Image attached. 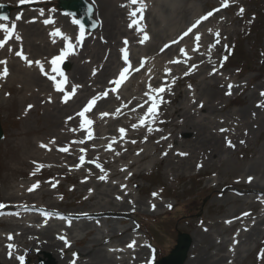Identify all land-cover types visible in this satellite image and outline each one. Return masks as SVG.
<instances>
[{"label":"rangeland","instance_id":"rangeland-1","mask_svg":"<svg viewBox=\"0 0 264 264\" xmlns=\"http://www.w3.org/2000/svg\"><path fill=\"white\" fill-rule=\"evenodd\" d=\"M56 1L42 0V2L28 7H17L20 0H0V2L10 5L14 13L27 11L28 17L24 22L35 24L43 31H46L47 27L42 23L47 24L45 21L48 20L49 15H55L65 20V23L73 29V49L76 47L83 51V55L78 57L75 62L67 60L69 64L67 71L62 69L65 76L70 77L71 72L79 64L78 60L82 63L87 61L84 52L87 46L97 48L99 45L104 48V45L100 44L98 40L99 28L96 31H88V38L81 41L80 45L79 41L76 44L77 25L71 16L57 8ZM128 1L130 0H125L124 4ZM224 2L225 0H141L140 4L129 6L127 16L122 17V24L130 25L133 20L138 21L130 28L133 30L130 32V36H136V39L133 42H128L127 45L118 40L113 43L108 39L118 60L112 67L107 87L100 90L99 95H95L99 98L114 93L117 94V98L112 101L110 106L104 108H96L95 103L94 112H86L84 115V118L88 119L105 114L102 115L104 120L102 126L97 124L82 126V122L78 121L77 115L88 106L87 101L91 98L82 97L72 109L68 110H73L71 114H67L63 118L59 116L60 118L56 122L51 117V113L60 108L67 111L65 105L68 102L60 104L62 106L58 107L56 102L50 103L43 97L33 99L30 98L31 96H25L29 86L13 77H9L3 83L0 82V113L4 130V138L0 141V204L14 203L7 197L24 187H31L33 184H38L35 188L38 191H48L50 195L44 196V199L40 200L37 191L36 199L32 203L42 207L52 205L53 209H56L55 212L62 214L82 211L80 200L88 195H94V200H100L99 192L106 191L107 188L111 189L108 192L111 195L107 199H121L122 195H127L128 200L136 202V206L131 210L133 213L127 217L99 216L87 219L92 221L91 234L73 226V222L77 219L69 218L66 215L38 213L37 210L22 212L0 210V237L13 233L6 228L5 221H10V224L19 222L24 226H36L39 229L50 226L54 229L53 233L55 232L56 236L63 241L62 247L65 248L63 254L59 253L58 259L67 264H81L85 258L80 255L92 248L96 251L97 249L110 250L117 260L115 264H154L153 261L156 262L173 249L178 234L196 237L195 232L203 227L197 220L203 218L209 221L212 218L221 221L230 220L222 212L230 208L233 203L219 205L222 198L217 197L216 192L222 183L233 180L230 179L229 173L238 177L240 172L249 169L242 168L249 166L260 155L264 143V130L254 134L249 141L236 145L230 153H225L220 158L217 157L211 165H199L184 171L180 169L172 171L168 166L169 162L167 163L163 156V151L157 150L155 141L148 139V133L140 135L137 140L133 138L134 128L130 122L134 116L138 115L139 110L142 109L141 113H146L148 107L151 106L152 101L145 93L154 96L157 104L155 125H147L144 130H152L161 134L160 138L167 145L173 139L189 140L191 138V130H185L182 125L186 115L192 114L194 120L202 124L213 120L208 124L209 129L219 128L222 130L224 128V126L221 127L222 124L227 125L228 121L231 122L228 119L230 114L249 105L253 99H250L251 96H257L258 92L264 93V0H227V6H223ZM43 3H46L47 6ZM162 4H167L172 11L165 10L167 6L163 7ZM141 7H143L142 12H138L135 17L130 15L134 9ZM241 8L244 10L243 13L240 12ZM217 9L218 11H216ZM177 10H182L183 18L180 26L175 27L176 22L179 21V15L175 13ZM209 11L213 12L211 17L203 20L192 33L184 36L179 42L171 43L170 37L176 36L184 28L188 29L196 19L206 15ZM33 13H39L40 19ZM20 23H18L20 30L17 29L14 37H11L14 40L12 44H9V38L4 46L0 47V57L4 51L11 55L2 57L5 58L4 60L12 59L14 63L21 65L22 62L19 61L21 57L15 54L17 51H21L23 56L30 57L32 60L40 56V60L47 59V54H43L41 50L44 49L40 47L41 39L45 38L44 33L39 36L28 35V37L22 32L23 25ZM165 29H168V35L172 32L165 43L173 47L168 52L162 53L158 50L164 46V43L155 41L154 33ZM216 32H219V37L216 36ZM197 33L200 35L199 41L195 39ZM4 34L3 29H0V40L6 37ZM145 34L149 39L141 43ZM122 39L126 41L125 36H122ZM151 42H154L153 50L146 49V46L151 45ZM9 47L13 49V52L8 50ZM180 49H184L185 54H182ZM59 51L61 50H53L49 54L50 60L54 55L56 57L58 55L56 53H60ZM125 52L128 58L127 64L124 60ZM181 54L182 56H180ZM161 59L167 61L166 67H163L164 75L158 74L157 81L154 83L150 80L147 81L145 78L147 66L150 64L158 66ZM227 59H230L228 64L226 63ZM178 60L180 63H173ZM142 61L143 66L141 67ZM3 66L7 67L10 76L11 67L8 62ZM3 66H0V72L3 71ZM125 67H129L127 81L123 88L116 87L111 82L118 79L120 72ZM135 69H139V71ZM165 69L169 71L166 72ZM81 75L82 79L86 76L84 73ZM185 76L189 77V81L180 83L179 78ZM55 80V83H59L57 78ZM140 82H143V87L139 86ZM207 84H215V87L206 86ZM159 88H163L164 91L155 92ZM206 88L213 93V97L220 99L213 112L200 111L199 105H188L186 115L178 116V118L177 114L172 115L173 111L176 108L181 109L186 101L203 99V91ZM56 92L58 91L56 90ZM48 93H52L51 88ZM58 93L59 97L68 95V92L64 93V90ZM105 93L107 94L105 95ZM142 98L144 100L139 102L138 108L124 113L125 106L135 99ZM29 105L33 107L29 109ZM159 107L162 108L159 110ZM178 120L183 121L180 126L174 127L172 123ZM164 121L168 122L166 126L161 129H153ZM61 122L65 127L77 126L82 129L78 137L81 136L84 144L76 142L77 140L74 139L65 146L72 147L77 157V160L70 158L69 160L73 163L69 164L60 161L52 154L45 157V147H40L41 144L48 145L51 143L50 140L55 139V132L59 130L58 125ZM107 125L112 130V134L107 133ZM121 128L126 130L124 135H121L119 131ZM130 143H133L134 147L129 151L122 152L126 157L115 165L104 166L101 161L92 165L89 164L93 161L91 154L83 157V160L77 154L80 150L92 148L97 155L113 156V152L109 149L112 144L126 146ZM65 144H59L58 148ZM50 153L52 152L49 151ZM142 155H146L148 158L139 161L132 168L123 169L120 174L108 179L103 184H98V186L95 185L94 180L97 181L99 176L91 178L88 175L93 170L98 175L108 174L112 168L137 160ZM163 158L165 160L160 162V159ZM262 161L264 162V158ZM211 166L218 173L210 171ZM82 167L90 169L81 171ZM253 173L257 174L258 171L255 170ZM83 183H88V185L82 186ZM249 195L256 196V193L247 194V196ZM257 199L264 201V197L261 195H257ZM157 203H161L162 206ZM34 215L43 217L29 223ZM262 218H264V214ZM119 219H125V222L119 223ZM259 228V233L255 237L258 243L246 244L242 249L243 253L233 264H264V220ZM12 230H15V234L19 235L24 232L23 229L18 230L16 227ZM114 232H126L123 235L124 243L120 244L118 239L113 238L107 244L96 245L97 242L94 239L100 240L109 237ZM133 241L135 242L134 247H128ZM22 243L18 238L16 242L18 247H22ZM8 244L11 243L3 242V246H7V248ZM93 245L94 247H92ZM134 249L135 253L133 254L131 251ZM141 250H145V254H140ZM195 253L190 254L193 256ZM12 256L15 257L13 261L11 260ZM20 257H23L22 261L19 259ZM0 264L55 263L51 261L50 254L44 258L37 255L26 256L21 254V251L15 253L8 248V251L3 252L0 256Z\"/></svg>","mask_w":264,"mask_h":264},{"label":"bare ground","instance_id":"bare-ground-1","mask_svg":"<svg viewBox=\"0 0 264 264\" xmlns=\"http://www.w3.org/2000/svg\"><path fill=\"white\" fill-rule=\"evenodd\" d=\"M40 1L41 0H24V2L21 3V7H28L29 5ZM88 1L91 2L94 7V18L98 21L99 28L98 40L100 41V44L104 45V48L103 46L100 47L99 45L97 46V48L95 46H87L85 48L84 52L87 56V61L82 63L78 60L77 62L79 64H77V67L74 68V70L71 72L67 84L62 85L60 87V89L64 90V93L68 92V95H66L65 97L58 96V92L60 91V89L58 90V92H56L57 88L55 86V78L53 76L61 72V70H52L54 68V65L50 63L51 56L49 54L53 50H65L67 41H65L59 36H52L50 34L54 30L59 29L65 36L69 38L72 43L73 29L65 23V20L63 18L55 15H49L48 20L51 21V23L44 24L43 22L42 25H46L47 27V30L43 31L35 24L31 25L29 23L24 22V20L28 17L27 11L19 12L18 14H13L10 20L11 26L7 27L9 30H11L12 26L15 25V29L12 32V37H14L16 30L19 29V22H21L20 24L23 25L21 27L22 32L24 34H27V36H39L40 34L44 33L45 38L41 39L40 47L44 49L41 50L42 53L47 54V59L40 60V56L32 60L30 59V57H27L28 60H31L33 62L40 61V65H42L44 69L43 71H41L40 66L36 65L35 63L29 66L27 62L21 58L19 59V61L22 62V65L14 63L12 59L10 61H8V58L4 60V58L2 57H5V55H8L9 57L11 55L3 51L1 53L2 57H0V59L2 58V60L0 61L8 62L9 67H11V73L10 76L9 73L6 77L0 76V82L3 83L9 77H13L21 80L29 86V88L26 89L25 96H31L30 98L33 99L43 97L46 101H50V103L56 102L58 107L62 106L60 104L68 102V104L65 105L67 107V111H64L60 108L56 109L55 112L51 113V117L56 122L60 117L63 118L67 116V114H71L73 110H68L72 109L75 104L78 103V101H80V99L85 96L91 98L89 101H92L93 99L95 100L96 108H104L112 104V101L117 98V94L112 93L108 96L99 98L95 96L96 94L99 95L100 90H103L105 89V87H107L112 67L116 64L118 60V56L113 51V46L110 45L108 39L112 40L113 43L114 41L118 40L124 45H127L128 42H133V40L136 39V36H130V32L133 31L132 29L130 30L131 27L129 25L122 24V17L125 18L128 14V8L131 5L130 1L126 2L125 4V0ZM123 4L124 6L122 7ZM162 5L163 7L167 6L165 7V10L172 11L167 4ZM45 6H47L46 3ZM175 13L179 15V21H177L175 25V27H177L180 26L183 14L182 10H177L175 11ZM33 14L40 19L41 15L39 13ZM17 17H19V19H17ZM7 22H0V25H4ZM157 22H159L158 19ZM185 29L187 28H184L182 32L179 31L176 36L170 37V40H172L171 43H176L174 41L179 42ZM167 30L168 29H165L164 31L154 33L155 41L164 43V46L160 47L158 50L162 53L168 52L169 49L173 47H170L168 43H165L167 42V37L171 36L172 34L171 32L168 35ZM5 34L7 35L6 32ZM83 34L84 40H86L88 38V33L84 32ZM78 36L79 34L76 33V44ZM122 36L126 37L127 43L123 41ZM82 37L83 35L81 36V38ZM13 41L14 40L11 38L10 43H12ZM153 43L154 42H151V45L146 46V49L153 50ZM165 45H168V47L165 48ZM10 49L13 52L12 48H9L8 50ZM82 55V50H78L76 49V47L73 49L72 47L68 50V54L64 56V59L65 61L72 60L73 62H75V60ZM180 56H182V54ZM133 59L135 58L133 57ZM179 60L176 63H180ZM173 63L175 62L173 61ZM166 65L167 61L165 59H161L158 63V66H153L152 64L148 65L145 71L146 80H150L153 83L156 82V76L158 74L164 75L163 67H166ZM81 73L86 74L83 79ZM48 75H52L54 79ZM46 79L50 81H46ZM179 81L180 83H184V81H189V77L185 76L179 78ZM139 84V86L143 87V82H140ZM208 85L215 87V84H207L206 86ZM49 88L52 89V93H48ZM73 88H75V91H73ZM262 93L263 92H258L257 96H251L250 99H253L250 101L249 105H247L244 109L238 112L230 114L228 119L231 120V122L229 123L228 121L227 125L222 124L221 127L224 126L222 131L219 128L209 129L208 124L211 123L213 120L202 124L201 122H197L196 120H194V116L192 114L186 115V113H188V105H199L200 111L206 113H210L215 110L220 99L213 97V93L211 91H208V89L206 88L203 91V99L205 101L203 99H198L202 102L196 99H190V101L188 100L182 105L181 109L176 108L172 113V115L177 114V118L178 116L186 115L184 121L178 120L177 122L172 123V125L174 127L180 126L183 121V128L185 130H191V138L189 140L173 139V141L167 145L163 142V139L160 138L161 134H157L152 130H144V127L147 125H155L154 120L156 117V112L154 115H148L147 119L145 120V123L141 125L139 121L141 120V118H144L145 114L147 113H141V109L139 110L138 115L134 116L130 120L131 124L136 125V127L134 128L133 138L137 140L140 138V135L143 136L145 135V133H148V139L154 140L157 145L156 149L163 151V156L166 158L167 163L169 162L168 166L172 171H176L177 169L184 171L196 167L198 165H211V163H213V161L217 159V157L220 158L223 154L230 153L232 150L235 149L236 145L242 144L244 141H249L250 138L254 136V134L260 131L262 132V130H264V95H262ZM121 99H124V97H121ZM143 100L144 98L133 100L128 106H125L123 108L124 113L131 112L134 109L138 108L140 106L139 102ZM89 101H87V103H89ZM95 103L90 106L91 110L89 111V113L94 112L93 107L95 106ZM201 105L203 106L201 107ZM161 108L162 107H160L159 110ZM181 112L182 114H180ZM192 113L194 114V112ZM77 117L79 122H82L83 120L87 119L84 118V116L81 117L80 115H77ZM87 120L92 121L91 126H93L94 124H97L99 126L104 125L102 115H97L96 117H91ZM116 120L118 121L119 119ZM167 123L168 122L166 121L160 122V126L154 127L153 129H161L162 127L166 126ZM106 127L108 129L107 133L112 134L113 132L111 129L108 128V125ZM58 128L59 130L55 132V139L50 140L51 143L46 145L44 149V153L46 154L44 156L46 157L52 154L54 157L58 158L64 163H73L69 159L71 158L77 160V157L75 156V150L72 147L65 146H67L74 139L77 140L76 142L79 141L80 143L84 144L81 136L78 137V134L82 131V129H80V127L78 128L77 126L65 127L64 124L62 125V122L58 125ZM111 137L113 136L111 135ZM52 141H54V143H52ZM229 142L231 143L229 144ZM63 143L66 144L63 145L61 148H58V145ZM133 147V143H130L126 146L123 144H112L109 149L113 152V156L107 157L97 155L94 152V149L92 148L87 150H80L79 152H77V154H79L80 157H86L88 154H91L92 160L96 161L97 163L101 161L104 166H107L110 164L115 165L118 161L124 159L126 156L125 154H122V152L129 151V149ZM61 149H67V151H62ZM49 151H51L52 153L49 154ZM181 153L185 155H181ZM260 155L261 160L259 161ZM260 155L254 161H252L249 166L247 165V167L244 166L242 168L249 169L240 172L238 174V177L233 175V173H229L230 179L233 180L222 183L219 186V189L216 192V196L222 198V200L218 204L222 205L228 204L230 202L233 203L230 208H227L222 212V214L225 213L224 215L228 216L227 218L230 220L225 221L226 219H224L221 221L215 218H212L210 221L206 220L205 218L197 220L200 226L203 227H201V230L195 232L196 237H190L191 242L188 249L189 254L186 257L184 264H233L234 262H236L237 258L240 257V254L243 253L242 249L246 244L251 242L258 243L256 240L257 238L255 237L258 235L260 224L264 220V218H262V215L264 214V201L257 199V195H261L264 197V162L262 161V159L264 158V143L260 150ZM147 158L148 156L142 155L137 160L130 161L120 167L116 166L115 168H112L111 172L105 175H98L94 170L89 172L88 175L91 178H97L99 176L97 181L94 180L95 185L98 186V184H103L108 179L120 174L123 169L132 168L137 163H139V161ZM165 158L160 159V162L164 161ZM213 166H211L210 171L218 173L216 169L212 168ZM85 169L89 170L90 168L82 167L81 171ZM252 169L253 172L257 170L258 173L254 174L252 172ZM256 175H258L259 177ZM101 176H103L104 179H100ZM249 177H252L251 182L248 181ZM76 181H78V179H76ZM81 185L86 187L88 183H83ZM110 186L113 185L110 184ZM114 186L116 187L117 185ZM29 188L30 187H24L18 192H14L12 193V195H9L7 199L9 198L14 203H9L8 205H6L4 210H17L19 212L37 210L46 213L60 214L61 216L66 215L72 219L76 218L77 220L73 222V226L86 230L87 234L92 233V229L90 228L92 221H88L87 219L97 218L99 216L127 217L128 215H130V213H133V211L131 210L136 206V202L128 200L127 195H122L121 199H107L111 195L108 193L111 191V189L107 188L106 191L99 192L101 196L100 200H94V195H88L83 200H80V206L83 209L82 211H74L68 214H62L55 212L56 209H53L52 205L42 207L40 205L32 203L36 199L35 195L38 194V192L39 195L37 196L40 200L44 199V196H49L50 192L38 191V189H34L33 191L29 192ZM253 193H256V196H247V194ZM237 202H240V204H237ZM157 205L162 206L161 203H157ZM245 213H247V215H244ZM39 217L43 216L34 215L29 221V223L36 221ZM124 222L125 219H119V223ZM5 224L7 225L6 228L13 233L0 237V256H2L3 252L8 251L7 246H3V242H8L13 245L11 251L15 253L21 251V254H25L26 256L37 255L42 258L50 254L51 261H53L55 264H67L66 262L59 261L58 259L59 253L63 254L65 248L62 247L63 241L56 236L55 232L53 233L54 229L52 227L49 226L43 229H39L36 226H24L22 223L19 222L10 224V221H5ZM15 227L18 230L23 229L24 232H21L20 235L15 234V230H12ZM126 232H114V234L109 237L100 240L94 239V241L97 242L96 245H102L107 244L111 239L115 238L118 239L120 241L119 243L121 244L125 241L123 235ZM9 235L13 237L12 240L8 239ZM18 238H20L23 242L22 247H18V244H16ZM92 247H94V245ZM131 252L134 254L135 249ZM194 252L196 253L191 256L190 253ZM141 253L145 254V250H141L140 254ZM80 256L82 258H85V261H81V264H115L117 261L113 257V253L107 249H97L96 251L94 248H92L91 250L82 253ZM14 259L15 257L12 256L11 260L13 261Z\"/></svg>","mask_w":264,"mask_h":264},{"label":"snow or ice","instance_id":"snow-or-ice-1","mask_svg":"<svg viewBox=\"0 0 264 264\" xmlns=\"http://www.w3.org/2000/svg\"><path fill=\"white\" fill-rule=\"evenodd\" d=\"M20 2L23 3L24 0H20ZM130 2H131L132 4H140V3H141V0H130ZM223 6H227V0H225ZM142 11H143V7H141V8H137V9H134V10L130 13V15L133 16V17H135V16L137 15L138 12H142ZM216 11H218V9H217ZM243 11H244V10L241 8V9H240V12L243 13ZM212 15H213V12H212V11H209L206 15H203V16H201L200 18H198L193 24H191V26L187 29V31H185V32L183 33L181 39H183L184 36H188L189 33H192L193 30L196 29L197 26H198L203 20H207V19H208L209 17H211ZM141 18H142V17H141ZM2 19H7V17H3ZM17 19H19V17H17ZM45 23H51V21L46 20ZM137 23H138L137 20H133V21H132V24H130L129 26L132 27L133 24H137ZM0 29H3V30L7 33V36H6L3 40H0V47H3L4 44L6 43L7 39L11 38V36H12V32H13L14 29H15V25L12 26V29H11V30H9V29H8L7 27H5L4 25H0ZM138 30H139V29H138ZM50 35H52V36H59V37H61L62 39H64L65 41H67L66 49H65V50H62V52H61V54H60L59 56L54 57V58L50 61V63H51L52 65H58V63L64 58V56L68 54V50L71 49L73 46H72V43H71V41L69 40V38H68L67 36H65V35H64L59 29L54 30ZM82 35H83V33L81 32V36H82ZM219 35H220L219 32H216V36L219 37ZM17 39H19V37H17ZM148 39H149V37L147 36V34H145L144 37H143V40L141 41V43H143L144 41H146V40H148ZM195 39H196V41H199V40H200V35H199L198 33L195 35ZM174 42H178V41H174ZM217 42H218V40H217ZM125 43H127V41H125ZM167 47H168V45H165V48H167ZM197 47H198V45H197ZM194 50H195V49H194ZM10 51H11V49H10ZM122 51H124V50L122 49ZM162 51H163V49H162ZM180 52H181L182 54H185V50H184V49H180ZM15 54H16L18 57H21V59H24V60L27 62V64H28L29 66H31L33 63H35L36 65H38V66L41 67V71L44 70V69H43V66L40 65V61H35V62H33V61H31V60H28L27 57L23 56V54H22L21 51H17ZM124 60H125V63L127 64V63H128V58H127V53H126V52H125V55H124ZM174 62H178V61H174ZM6 63H7L6 61H0V65H6ZM142 66H143V61L141 62V67H142ZM52 70H53V71H58V68H55V67H54ZM135 70H136V71H139V69H135ZM165 71L168 72L169 70H168V69H165ZM128 72H129V67H125V68H123V70H122V71L120 72V74H119V78L116 79V80H114V81H112L111 83H113L115 86L118 87V86H119V85H120V84L126 79V75H125V74L128 73ZM7 75H8V69H7V67H4V68H3V71L0 72V76L6 77ZM53 79H54V78H53ZM61 83H63V81H62ZM55 86H56L57 90H59L60 87H61L60 84H56ZM229 87H231V86H229ZM149 88H151V86H149ZM73 91H75V88H73ZM163 91H164L163 88H159V89H156V90H155V92H157V93H159V92H163ZM106 94H107V93H105V95H106ZM145 95H148V96H149V99L152 101V103H151V106L148 107V109H147V113L145 114V117H144V118H141V120L139 121V123H140L141 125H143V124L145 123V120L147 119V116H148V115H154V114H155V112H156V108H157V104H156V102H155V97L149 95V93H145ZM262 95H264V93H262ZM65 102H66V100H65ZM94 103H95V100H94V99H93L92 101H89V106H86V107L83 109V111H81V112L79 113V115H80L81 117H83V116L85 115V113L88 112V111L90 110V106H91L92 104H94ZM202 106H203V105H201V107H202ZM31 107H33V106H32V105H29V106H28L29 109H30ZM141 107H143V105H141ZM117 111H119V110H117ZM102 115H105V114H102ZM69 119H71V118H69ZM91 123H92V121L85 119V120L82 121V126H84V125H90ZM132 127L135 128L136 125L134 124V125H132ZM119 131H120L121 135H124L125 132H126V130H125L124 128L119 129ZM222 131H223V130H222ZM52 143H54V141H52ZM133 143H135V141H133ZM230 143H231V142H229V144H230ZM40 147H46V145L41 144ZM61 150H62V151H67V149H61ZM137 154H139V153H137ZM181 155H185V154L181 153ZM80 159L83 160L84 158L81 157ZM198 166H199V165H198ZM100 179H104V177L101 176ZM251 180H252V177H249V178H248V181L251 182ZM37 186H38V184H33V185L28 189V191H29V192L33 191ZM90 191H91V190H90ZM154 195H155V194H154ZM3 207H4V205H3V204H0V208H3ZM244 215H247V213H245ZM8 239H9V240H12L13 237H12L11 235H9V236H8ZM66 243H67V242H66ZM134 244H135V242L133 241L132 243H130V244L128 245V247H130V248H131V247H134ZM8 248H9V249H12V248H13V245H12V244H8ZM19 259H21V261H22V260H23V257H20Z\"/></svg>","mask_w":264,"mask_h":264},{"label":"water","instance_id":"water-1","mask_svg":"<svg viewBox=\"0 0 264 264\" xmlns=\"http://www.w3.org/2000/svg\"><path fill=\"white\" fill-rule=\"evenodd\" d=\"M58 5L62 10L78 15L80 24L84 27L93 29L95 23L92 21V8L84 0H60ZM8 8L0 6V17H7ZM67 67V65H66ZM2 131L0 128V139ZM190 246V238L186 234H179L176 245L168 256L157 261L156 264H183L186 253Z\"/></svg>","mask_w":264,"mask_h":264}]
</instances>
